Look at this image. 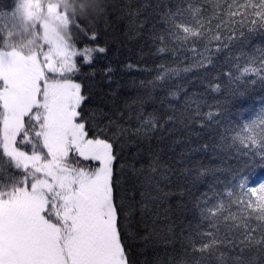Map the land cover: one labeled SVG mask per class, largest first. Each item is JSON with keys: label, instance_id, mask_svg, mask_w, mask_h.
Segmentation results:
<instances>
[{"label": "snow or ice", "instance_id": "obj_1", "mask_svg": "<svg viewBox=\"0 0 264 264\" xmlns=\"http://www.w3.org/2000/svg\"><path fill=\"white\" fill-rule=\"evenodd\" d=\"M257 169L264 0H0V264H264Z\"/></svg>", "mask_w": 264, "mask_h": 264}, {"label": "trees", "instance_id": "obj_2", "mask_svg": "<svg viewBox=\"0 0 264 264\" xmlns=\"http://www.w3.org/2000/svg\"><path fill=\"white\" fill-rule=\"evenodd\" d=\"M99 45L108 48L107 59L101 60L100 63L111 61L113 64H119L121 61H126L128 53L125 49H121L120 45L113 39V29L103 24L100 26ZM133 59L135 57L133 56ZM256 103L259 104V98H256ZM252 180L259 183L264 180V170L257 169L252 176ZM164 246L162 243L149 242L147 245L142 240L137 238L133 241V252L136 264H144L146 259H152L157 255L163 256Z\"/></svg>", "mask_w": 264, "mask_h": 264}]
</instances>
